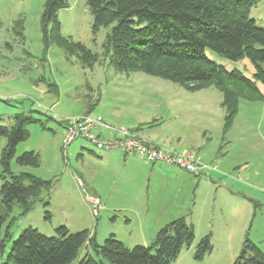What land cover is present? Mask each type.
I'll list each match as a JSON object with an SVG mask.
<instances>
[{
    "label": "rangeland",
    "instance_id": "obj_1",
    "mask_svg": "<svg viewBox=\"0 0 264 264\" xmlns=\"http://www.w3.org/2000/svg\"><path fill=\"white\" fill-rule=\"evenodd\" d=\"M44 1L0 0V125L13 126L17 114L31 119L10 169L49 183L28 211L22 214L14 205L8 213L2 230L9 224L11 239L2 258L28 227L49 236L59 226L86 230L97 243L114 235L132 248L149 245L162 224L179 215L192 222L194 239L173 264H232L246 238L264 253V84L256 81L257 92L237 91V109L225 130L222 95L215 87L187 90L142 71L116 70L103 54L110 26L93 30L85 0H69L56 15L60 34L83 44L97 60L87 66L79 53L67 54L50 24L45 47ZM250 17L264 27V0L256 1ZM205 53L252 78L247 57L232 61L209 48ZM87 109L144 140L154 135L159 146L193 152L200 169L191 173L117 149L99 150L86 139L63 148L64 122ZM100 136L107 139L109 133ZM5 144L0 136V159ZM25 151L39 154L38 166L17 164ZM205 233L212 248L197 258L196 244Z\"/></svg>",
    "mask_w": 264,
    "mask_h": 264
},
{
    "label": "trees",
    "instance_id": "obj_2",
    "mask_svg": "<svg viewBox=\"0 0 264 264\" xmlns=\"http://www.w3.org/2000/svg\"><path fill=\"white\" fill-rule=\"evenodd\" d=\"M257 0H85L93 17V30L110 26L103 44V54L116 70L142 71L180 84L187 90L213 86L221 92L225 110V130L237 109V91L257 92L256 81L264 84V27L250 17ZM69 0H45L41 14V31L45 47L48 25L54 40L69 54L79 53L82 62L91 66L97 57L80 42L60 34L57 11ZM209 48L235 61L247 57L253 65L252 78L234 68L210 59ZM91 110H86L90 112ZM29 117L17 114L11 127L0 125L6 138L0 163V264H173L182 246L194 239L192 222L185 215L162 225L149 245L127 247L114 235L102 243L86 230L70 232L59 226L54 234L45 235L32 227L23 229L2 254L11 239L9 224L2 230L8 213L16 205L21 213L49 183L27 171L13 172L10 160L17 144L25 140ZM20 166L39 165V154L25 151L16 157ZM2 232V234H1ZM210 233L196 244L195 257L211 251ZM81 251H83L81 253ZM232 264H264V253L245 239Z\"/></svg>",
    "mask_w": 264,
    "mask_h": 264
},
{
    "label": "built area",
    "instance_id": "obj_3",
    "mask_svg": "<svg viewBox=\"0 0 264 264\" xmlns=\"http://www.w3.org/2000/svg\"><path fill=\"white\" fill-rule=\"evenodd\" d=\"M64 135L62 147L67 146L77 139H86L99 150L117 149L126 155H138L146 161L164 162L175 165L182 170L194 173L200 169L198 158L188 150L178 153L138 137L133 131L126 129H113L106 123L100 114L84 112L80 116L70 117L64 122ZM108 128L117 135L109 139L102 138L95 129ZM77 178V177H76ZM94 205L99 203L96 197H89Z\"/></svg>",
    "mask_w": 264,
    "mask_h": 264
},
{
    "label": "crops",
    "instance_id": "obj_4",
    "mask_svg": "<svg viewBox=\"0 0 264 264\" xmlns=\"http://www.w3.org/2000/svg\"><path fill=\"white\" fill-rule=\"evenodd\" d=\"M84 112H86V110L84 111ZM83 112V113H84ZM105 123V122H104ZM107 124V123H106ZM107 125H109L111 128H113V129H121L120 127H113V126H111L110 124H107ZM122 129H124V128H122ZM126 130H130V131H133L135 134H137V132H135V130H131V129H127V128H125ZM104 131H107L108 133H109V137L107 138V139H109V138H112L113 136H116L117 134H116V132L114 131V130H111V129H108V128H101V129H98V131H97V133L98 134H100L101 135V133L102 132H104ZM153 137L155 138V136L153 135ZM154 138H151V137H147L146 138V141H148V142H151V143H154V144H156V145H159V144H161V143H159V142H157L156 140H154ZM83 148V147H82ZM130 156H133V155H130ZM141 157V156H140ZM144 159V158H143ZM165 164H167V163H165ZM168 165H171V164H168ZM179 216H181V215H179ZM178 217V216H177ZM174 218H176V217H174ZM173 219V218H172ZM172 219H170V220H172ZM170 220H168V221H170ZM166 223V222H165ZM165 223H163V224H165ZM162 224V225H163ZM152 239V238H151Z\"/></svg>",
    "mask_w": 264,
    "mask_h": 264
}]
</instances>
